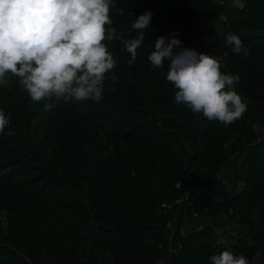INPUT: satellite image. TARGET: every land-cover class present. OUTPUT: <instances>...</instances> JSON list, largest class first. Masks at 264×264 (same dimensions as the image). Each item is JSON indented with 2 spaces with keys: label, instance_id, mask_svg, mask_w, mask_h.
Returning <instances> with one entry per match:
<instances>
[{
  "label": "trees",
  "instance_id": "16d2710c",
  "mask_svg": "<svg viewBox=\"0 0 264 264\" xmlns=\"http://www.w3.org/2000/svg\"><path fill=\"white\" fill-rule=\"evenodd\" d=\"M244 1L238 10L214 0H116L109 27L125 38L137 36L130 29L139 14L151 11L152 21L131 66L119 41H104L116 66L98 102L61 101L45 110L6 74L0 264H211L209 257L223 250L264 264V0ZM204 30L217 43L202 45V52L219 58L221 71L239 75L234 87L247 105L227 126L177 105L166 80L169 62L154 68L147 60L157 37L178 32L182 46L195 49ZM228 34L241 38L248 57L231 51ZM112 75L118 81L109 90ZM218 173L229 175V187ZM178 181L188 188L214 185L211 193L194 195L196 209L209 206L212 224L199 220L202 229L182 235V225L195 220L190 210L179 214L170 256L169 216H157L156 208L181 195ZM240 182L245 189L236 194ZM228 207L235 213L224 217L220 237L211 214L224 216Z\"/></svg>",
  "mask_w": 264,
  "mask_h": 264
},
{
  "label": "clouds",
  "instance_id": "9594fccd",
  "mask_svg": "<svg viewBox=\"0 0 264 264\" xmlns=\"http://www.w3.org/2000/svg\"><path fill=\"white\" fill-rule=\"evenodd\" d=\"M116 0H0V80L6 74L17 77L31 100L44 102L50 110L61 101H100L105 77L116 61L104 41H119L130 55L131 66L144 40V30L152 21L145 11L131 24L135 38H125L112 24L110 11ZM237 7H243L235 0ZM124 9L116 7V14ZM210 42L214 37H206ZM225 43L245 58L250 49L238 35L228 34ZM154 68L167 60V82L174 86V102L194 114L227 126L240 119L247 105L235 89L237 74L221 71L222 61L210 54L183 47L178 32L156 38L147 56ZM109 90L118 81L110 77ZM9 118L0 109V133ZM211 264H248L243 255L223 250L209 257Z\"/></svg>",
  "mask_w": 264,
  "mask_h": 264
},
{
  "label": "built area",
  "instance_id": "2783aa9c",
  "mask_svg": "<svg viewBox=\"0 0 264 264\" xmlns=\"http://www.w3.org/2000/svg\"><path fill=\"white\" fill-rule=\"evenodd\" d=\"M240 2L243 4L242 8L236 6L235 0H214V4H216L219 7L232 5L238 10L245 9L246 7L245 1L240 0ZM220 19L222 21H226L227 16L224 12L221 13ZM206 37H209V38L214 37V41L210 42V40L207 39ZM216 43H217L216 34L213 32H207L206 30H204L202 34L199 36V38L196 39L194 42L195 50H197L198 52H202L201 50L202 45L204 44L205 45H215ZM217 178L221 179L225 184L228 183L225 181L223 177V173H218ZM213 186H214L213 184H205V185L200 184L194 188H188L183 184L182 181H178L176 183V188L180 190L181 195L175 201L162 200L158 202L157 208H156L157 216H162V215L169 216L166 226L170 230V237H169L168 246H167V251L170 256L176 251L173 245V237L177 229V217L179 216V214H183L186 216L188 214V211L190 210L195 220V223H193L189 227H186L185 224L182 225V228H181L182 235H186L187 232H191L193 228H197V230L202 229L204 224L199 223L198 222L199 220H203V222L207 221L210 224H212L209 218V215H208L210 211L209 206L205 205L204 207L200 209H196L194 206V201H195L194 195L197 191H202L206 194H209L212 192ZM215 186L219 187L220 183H217ZM244 189H245V183L240 182L238 186L234 189V191L236 194H241L244 191ZM234 213H235L234 208L228 207L227 211L224 212L225 219L227 220L228 215H233ZM159 247L163 249L164 245L161 243ZM181 248H182V245L179 244L178 249H181ZM159 264H162V261H160Z\"/></svg>",
  "mask_w": 264,
  "mask_h": 264
},
{
  "label": "rangeland",
  "instance_id": "374dc122",
  "mask_svg": "<svg viewBox=\"0 0 264 264\" xmlns=\"http://www.w3.org/2000/svg\"><path fill=\"white\" fill-rule=\"evenodd\" d=\"M0 86H2V87H7V86H9V80H8V77L5 75V77L2 79V80H0ZM0 104H1V101H0ZM0 109H1V107H0ZM224 179H225V181L226 182H228L227 183V185L228 186H226V187H229L230 186V184L232 183V181L230 180V178H229V175H226L225 177H224ZM230 182V183H229ZM230 190V189H229ZM228 191V190H227ZM217 198H218V200H220V199H222V196L220 195V196H217ZM212 215V217L215 219V222H217L218 223V225H217V227L215 226V230H216V233H217V235L218 236H220L221 237V234H222V232L223 231H225V229H226V226H227V224L225 223V222H223L224 221V216H223V214L220 212V211H216V214H214V213H212L211 214ZM217 215V216H216Z\"/></svg>",
  "mask_w": 264,
  "mask_h": 264
}]
</instances>
